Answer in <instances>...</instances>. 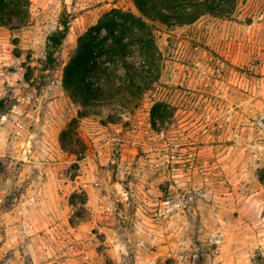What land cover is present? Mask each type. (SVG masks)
Here are the masks:
<instances>
[{
  "label": "rangeland",
  "instance_id": "1",
  "mask_svg": "<svg viewBox=\"0 0 264 264\" xmlns=\"http://www.w3.org/2000/svg\"><path fill=\"white\" fill-rule=\"evenodd\" d=\"M217 1L183 26L133 0H29L19 27L0 13V264H264V0ZM113 10L144 26L118 19L123 57L93 62L108 89L125 82L119 57L150 85L78 118L63 65L42 69L46 38L67 21L66 63Z\"/></svg>",
  "mask_w": 264,
  "mask_h": 264
},
{
  "label": "trees",
  "instance_id": "2",
  "mask_svg": "<svg viewBox=\"0 0 264 264\" xmlns=\"http://www.w3.org/2000/svg\"><path fill=\"white\" fill-rule=\"evenodd\" d=\"M136 9L141 17L147 19L154 18L160 23L170 25L171 23L183 26L194 23L204 13L216 14L221 11V1L217 0H133ZM233 2V0L231 1ZM29 5V0H0V13L15 18L17 27L25 23V9ZM21 13H24L22 16ZM110 17L105 18V22L99 23L89 28L77 39V47L74 53L68 58L66 63L62 62L60 48L66 39L68 24L66 20H61V29L56 30L46 38L45 56L42 62L43 71L55 70L61 64L63 89L68 97L85 111L78 112V118L85 117V113L105 106L115 99V93H121L123 88L130 92V96L136 97L142 93L143 89L149 87L147 78L139 72L134 65L127 63L122 57L128 45L124 43L123 30L126 25H122L118 32H115L116 21L128 23L136 27L144 26L141 17H136L130 13H122L113 10ZM101 29L107 31V36L97 39ZM107 39L111 44H106ZM142 50L150 48V42L139 39ZM104 54H119L120 65L125 75V82L116 89H108L105 83L110 82V66L105 62H93L95 57ZM112 62L111 64H113ZM28 80V78H26ZM1 104V102H0ZM164 106L154 103L150 110L151 125L153 130L158 131L156 124L163 123ZM109 119H111L109 117ZM77 120L73 119L59 136L63 149H72L71 142L77 138ZM74 151V150H73ZM76 154V152H74Z\"/></svg>",
  "mask_w": 264,
  "mask_h": 264
}]
</instances>
